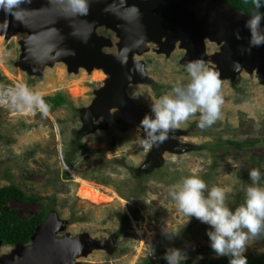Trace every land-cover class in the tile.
<instances>
[{"label": "rangeland", "instance_id": "rangeland-1", "mask_svg": "<svg viewBox=\"0 0 264 264\" xmlns=\"http://www.w3.org/2000/svg\"><path fill=\"white\" fill-rule=\"evenodd\" d=\"M97 33L113 42L103 52L116 53L114 34L104 27ZM24 38L22 33L9 39L0 36V97L6 93L3 97L8 99L0 104V189L14 186L30 201H10L2 212L20 219L55 214L57 222L65 223L56 239L85 235L105 242L113 238L110 251L92 250L76 257L75 264H141L146 258L164 259L173 247L185 252L187 260L224 257L210 248L209 226L196 218L188 222L169 191L184 177L197 174L209 189L233 188L229 197L234 199L233 207L243 203L249 171L258 167L264 173V75L254 68L233 79H220L224 101L220 118L202 129L200 114L190 117L171 136L178 151L165 152L158 165H149L153 144L145 147L141 142L145 131L128 124L119 111H110L105 128L97 126L100 118L94 131H82L81 112L92 104L106 75L98 69L70 73L57 62L39 76L29 75L18 66ZM205 44L203 64L209 69L215 67L210 58L219 45ZM153 46L135 56L147 81L126 88L139 108L150 111L152 103L171 93L177 82L186 85L191 79L188 66L182 64L183 49L176 47L166 56L155 53ZM22 86L40 98L61 94L67 102L54 109L33 105L28 111L18 97ZM253 141V146L241 149V143ZM78 180L92 185L100 197L83 198ZM165 230L181 232L170 240ZM16 246L1 244L0 257L17 260L12 254ZM245 255H264V232L249 239Z\"/></svg>", "mask_w": 264, "mask_h": 264}, {"label": "water", "instance_id": "water-1", "mask_svg": "<svg viewBox=\"0 0 264 264\" xmlns=\"http://www.w3.org/2000/svg\"><path fill=\"white\" fill-rule=\"evenodd\" d=\"M85 4L86 9L80 10L75 0H0V36L9 39L15 33L25 35L18 62L22 71L39 76L57 62L66 65L70 73L84 68L89 73L98 69L106 75L92 104L81 112L83 132L94 131L100 116L103 119L97 126L105 128L111 110L119 111L128 124L138 127L146 114L152 115L126 94L128 85L147 81L143 65L135 56L149 51L150 44L155 53L166 56L176 47L183 49L182 64L188 66L206 61L205 42L210 41L219 45V51L210 58L215 68H209L219 79H233L241 71L252 72L254 68L264 75V45L254 47L249 43L246 23L250 17L224 1L85 0ZM100 27L114 33L116 53L103 52L113 42L98 35ZM175 134L171 129L166 139L153 144L151 165H158L165 152L178 151L177 141L171 138ZM55 218L51 214L35 228L31 245L16 246L13 251L24 250L17 254L21 255L17 260L3 256L0 264H75L80 244L85 247L81 256L92 250L112 249L113 238L105 242L85 235L56 239L65 223Z\"/></svg>", "mask_w": 264, "mask_h": 264}, {"label": "clouds", "instance_id": "clouds-1", "mask_svg": "<svg viewBox=\"0 0 264 264\" xmlns=\"http://www.w3.org/2000/svg\"><path fill=\"white\" fill-rule=\"evenodd\" d=\"M254 2L257 8L261 6L260 0ZM75 7L85 10V0H75ZM262 20L264 13L258 11L246 23L251 46L264 45ZM187 70L190 82L186 85L177 82L171 93L158 97L152 103V115L146 114L140 121L139 126L145 131L141 141L145 147L162 142L169 130L180 127L181 123L197 113L200 114L199 127L202 129L220 118L224 101L218 74L200 61L190 63ZM18 97L28 105H43L42 99L27 87L20 88ZM248 177L250 183L244 190V201L234 207V199H229L234 193L233 188L213 186L209 189L205 180L197 174L184 177L181 184L169 191L180 212L188 217V222L196 218L209 226L207 236L210 248L218 257H229V264H247L245 252L249 239L264 232V185L261 184L264 173L254 167ZM180 232L165 230L164 235L171 240ZM164 259L167 264H185L188 257L180 248L173 247L166 250Z\"/></svg>", "mask_w": 264, "mask_h": 264}, {"label": "trees", "instance_id": "trees-1", "mask_svg": "<svg viewBox=\"0 0 264 264\" xmlns=\"http://www.w3.org/2000/svg\"><path fill=\"white\" fill-rule=\"evenodd\" d=\"M191 2H199L205 0H188ZM216 2L224 1L230 6L245 12L249 17L255 15L258 11L264 13V0H260V7L257 8L254 0H213ZM261 24L264 25V20L261 21ZM43 101V107L49 109H54L56 107L65 104L66 98L57 94L50 97L41 98ZM81 135L79 136V138ZM235 145V143H231ZM255 143L246 142L241 143V149L245 147L248 148L253 146ZM200 148H204L201 146ZM70 159H68L69 162ZM148 166V165H147ZM10 201L17 202H29L30 199L24 196L23 193L18 192L14 186H7L0 189V242L2 245L11 244V245H25L31 241V236L33 235L35 228L40 225L46 218V214L42 213L35 215L28 219H20L13 215H8L2 212V207H4ZM124 219L127 220V217L124 216ZM247 264H264V255L261 256H250L246 255ZM229 257H222L217 260L209 259H189L185 264H229ZM141 264H167L165 259L153 260L152 258H146Z\"/></svg>", "mask_w": 264, "mask_h": 264}, {"label": "bare ground", "instance_id": "bare-ground-1", "mask_svg": "<svg viewBox=\"0 0 264 264\" xmlns=\"http://www.w3.org/2000/svg\"><path fill=\"white\" fill-rule=\"evenodd\" d=\"M213 68H215V67H213ZM80 69H84V68H80ZM223 79H228V78H223ZM28 106L30 107L31 105H28ZM100 118L103 119V116H100L99 119ZM79 181L81 182V186L79 188V193L83 198H85L86 200H90V201H93V199H94L96 201V199H98L97 197H100L99 196L100 194L96 191V189L92 185H89L82 180H78V182ZM84 249H85V247L82 244H80L78 249L76 250V253L78 254V256L82 255ZM23 251H24L23 249L18 248L13 252L15 253V255H17V254L22 253ZM18 256H21V255H18Z\"/></svg>", "mask_w": 264, "mask_h": 264}, {"label": "built area", "instance_id": "built-area-1", "mask_svg": "<svg viewBox=\"0 0 264 264\" xmlns=\"http://www.w3.org/2000/svg\"><path fill=\"white\" fill-rule=\"evenodd\" d=\"M3 96H6V93L0 97V104H2L4 102L5 103L8 102V99H6V101H5V97H3ZM27 107H28V111H31V109H33V105H31L30 107L27 105Z\"/></svg>", "mask_w": 264, "mask_h": 264}, {"label": "snow or ice", "instance_id": "snow-or-ice-1", "mask_svg": "<svg viewBox=\"0 0 264 264\" xmlns=\"http://www.w3.org/2000/svg\"><path fill=\"white\" fill-rule=\"evenodd\" d=\"M8 2H9V3H12V2H13V0H8Z\"/></svg>", "mask_w": 264, "mask_h": 264}, {"label": "flooded vegetation", "instance_id": "flooded-vegetation-1", "mask_svg": "<svg viewBox=\"0 0 264 264\" xmlns=\"http://www.w3.org/2000/svg\"><path fill=\"white\" fill-rule=\"evenodd\" d=\"M148 164L151 165L150 160H149ZM26 246H28V245H26Z\"/></svg>", "mask_w": 264, "mask_h": 264}]
</instances>
